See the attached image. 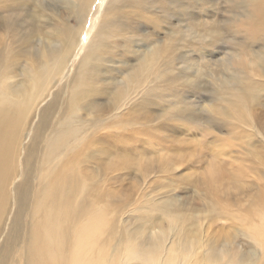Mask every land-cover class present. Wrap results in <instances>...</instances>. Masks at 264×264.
Listing matches in <instances>:
<instances>
[{
  "label": "rangeland",
  "instance_id": "obj_1",
  "mask_svg": "<svg viewBox=\"0 0 264 264\" xmlns=\"http://www.w3.org/2000/svg\"><path fill=\"white\" fill-rule=\"evenodd\" d=\"M99 1L93 0L83 32L89 28ZM45 2L61 5L59 0ZM143 9L163 21L154 30L138 25L137 37L143 38L146 31L148 41L126 45L136 44L145 51L147 46L154 49L157 39L167 36L172 47L169 63L166 69L157 65L146 101L139 102L138 93L135 102L118 109L111 105L112 93L118 82L127 84L128 66L137 60L132 55L113 57L109 51V56L98 60L94 83H87V87L95 102L108 104L110 109L104 116L96 111L88 117L91 122L100 120L96 126L80 128L85 139L77 171L88 177L89 201L104 208L94 203L88 208L114 222L115 234L128 229L132 239L145 244L159 237L168 243L169 236L180 228L182 213L189 229L181 232L180 241L195 239L192 249L202 239L216 246L227 240L238 249L239 259L249 255L248 262L264 264V237L252 236L253 226L264 212V36H257L253 28L255 23L264 24V11L255 0H145ZM122 47L106 48L122 49L127 54ZM152 61L157 60L152 57L147 62ZM67 71L69 76L73 73V69ZM144 72L142 65L138 74ZM236 75L254 80L250 102L238 105L248 115L245 118L233 109L224 116L212 108H228V94L219 81H231ZM36 121H32L33 127ZM33 127L27 130L23 147ZM42 145L43 141L38 154ZM60 167L59 161L46 178L32 180L30 190L40 189ZM20 179L21 175L12 180L10 192ZM164 200L181 208L167 210L154 205ZM13 210L10 205L6 231ZM23 215L22 223L28 220L27 213ZM116 239L113 233L106 243L114 245ZM126 241L120 238L116 260L139 264L125 260Z\"/></svg>",
  "mask_w": 264,
  "mask_h": 264
},
{
  "label": "bare ground",
  "instance_id": "obj_2",
  "mask_svg": "<svg viewBox=\"0 0 264 264\" xmlns=\"http://www.w3.org/2000/svg\"><path fill=\"white\" fill-rule=\"evenodd\" d=\"M59 2L61 5L52 6L45 0H0V264H124L116 260L121 237L127 239L125 260L139 264H253L247 261L249 255L239 259L238 249L227 240L216 246L202 239L203 250L201 244L192 249L195 239L180 241L181 232L189 229L182 213L180 228L173 231L168 243L159 237L145 244L141 239H132L128 229L115 234L114 222L102 212L95 214L88 208L90 203L104 208L89 201L85 184L88 177H81L77 171L85 139L80 128L96 126L100 120L91 122L88 117L96 111L104 116L110 109L108 104L95 102L87 87V83H94L98 60L109 56L106 51L113 57L132 55L137 60L128 66L127 84L118 82L112 93L111 105L119 109L135 102L133 98L138 93L139 102L146 101L153 73L157 65L167 68L172 47L167 36L157 39L159 43L154 49L147 46L145 51H140L136 44L126 45L129 41L148 39L146 31L143 38L137 37L138 25L154 30L163 21L145 13V0H100L85 32L93 0ZM255 3L264 11V0ZM253 28L257 36H264V24L255 23ZM110 37L108 45L124 46L127 54L121 52L123 47L106 48ZM152 57L157 61L148 63ZM142 65L145 72L139 75ZM67 68L73 69L70 76ZM253 83V79L241 75L231 81H219L228 94V108L213 105V110L229 116L233 109L240 118L247 117L238 105L250 102ZM49 95V101L38 111ZM30 126L33 129L23 147ZM59 161L61 167L54 177L45 179L40 189L30 190L31 181L46 178ZM19 175L20 181L10 192L9 185ZM10 205L14 210L6 231ZM154 205L167 210L181 208L171 200ZM24 212L28 220L22 223ZM260 215L252 236L262 238L264 212ZM113 233L117 238L115 244L106 243Z\"/></svg>",
  "mask_w": 264,
  "mask_h": 264
}]
</instances>
